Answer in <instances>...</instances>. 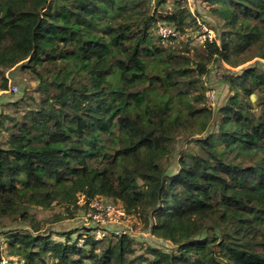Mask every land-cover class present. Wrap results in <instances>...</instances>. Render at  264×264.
<instances>
[{
	"label": "trees",
	"instance_id": "trees-1",
	"mask_svg": "<svg viewBox=\"0 0 264 264\" xmlns=\"http://www.w3.org/2000/svg\"><path fill=\"white\" fill-rule=\"evenodd\" d=\"M167 2L0 0V87L20 66L39 93L0 113V234L17 263L264 264V70L223 75L230 93L215 110L204 81L215 59H264V0H208L216 41L194 54L155 35L159 22L197 26L184 3L167 12ZM183 138L192 145L173 170ZM92 199L174 248L138 253L133 237L89 230L55 239L31 211L87 210ZM4 218L25 228L5 230Z\"/></svg>",
	"mask_w": 264,
	"mask_h": 264
},
{
	"label": "rangeland",
	"instance_id": "rangeland-1",
	"mask_svg": "<svg viewBox=\"0 0 264 264\" xmlns=\"http://www.w3.org/2000/svg\"><path fill=\"white\" fill-rule=\"evenodd\" d=\"M176 0H168L166 4H164L165 11L170 12V10L174 7ZM185 6L192 12L193 16L197 20V26L193 25L188 27L185 32H179V35L176 37L177 41H173V39H165L163 43L165 45H177L182 47L185 43L189 44L191 48V54H194L195 51L202 50V36L204 33L203 24L214 31V34L217 33V28L220 25V22L214 18L210 12L211 5H209L208 0H190L186 2H182ZM155 31V35H156ZM157 36V35H156ZM258 64L259 67L264 70V59L254 58L239 67H231L225 64L223 61L219 59H215L209 63V71L204 77L205 85L209 87L211 91H213L216 95V100L207 103L211 105L213 110L216 109L218 105L223 103L227 96L230 93L229 86L226 82H224L223 75L237 71L244 66H248L251 64ZM5 77L8 79V88L1 89L0 87V113L1 111L11 112L14 107L10 104L11 101L15 99H20L25 90L34 93V95L39 98V93L35 92V88L37 86V81L30 74L25 71H22L20 66L13 67L11 69H7L5 71ZM1 83V78H0ZM11 85H17V91H10L9 87ZM208 89V90H209ZM257 101V98H256ZM22 113H19L21 115ZM192 145V141L190 138L179 139L176 142L175 150L172 160V169H176V164L178 162L179 156L183 150L189 148ZM83 204V200L80 199V204ZM32 213L36 216V219L42 224V230L45 232H50L52 237L55 239L61 238V233L64 231H78L84 232V230L91 231L92 223L87 219V210L85 207H70L67 208L65 205L60 203H55L52 207L48 209H44L41 207H33L31 208ZM3 225L5 230L12 228H25V226L21 223V221H12L9 218L3 219ZM124 227L128 229H133L132 237L135 241V247L137 248L138 253H142L145 251L147 246L153 245L158 246L160 248L171 251L174 246L168 241L161 239L154 235L150 229L144 226L141 219H139L136 215H131L128 217V221L125 223ZM88 228V229H86ZM3 234H0V243L3 241ZM3 256H8V252L6 247L4 246ZM17 264H21L19 261Z\"/></svg>",
	"mask_w": 264,
	"mask_h": 264
},
{
	"label": "built area",
	"instance_id": "built-area-1",
	"mask_svg": "<svg viewBox=\"0 0 264 264\" xmlns=\"http://www.w3.org/2000/svg\"><path fill=\"white\" fill-rule=\"evenodd\" d=\"M180 2H186L190 0H176ZM204 33L202 36V42L206 41L213 42L216 41V34L212 29L207 28L203 24ZM156 33L163 39H169L171 37H177L179 35V31L173 25L168 23L159 22ZM10 91H17V85H11L9 87ZM212 90V89H211ZM210 89L207 91V100L208 102H212L216 100V95ZM131 214H128L119 204L114 203L112 201H105L103 199H92L89 202L87 209V219L93 224L90 234L95 238H104L107 236H122L128 235L132 237L133 229H128L124 227L125 223L128 221V217L130 218ZM88 234L84 233L83 238L80 239V243H83L84 237ZM4 246L6 247V243L3 240L1 242V260L0 264H17L16 259L13 256H3Z\"/></svg>",
	"mask_w": 264,
	"mask_h": 264
},
{
	"label": "water",
	"instance_id": "water-1",
	"mask_svg": "<svg viewBox=\"0 0 264 264\" xmlns=\"http://www.w3.org/2000/svg\"><path fill=\"white\" fill-rule=\"evenodd\" d=\"M257 98L256 94H252V99L255 101Z\"/></svg>",
	"mask_w": 264,
	"mask_h": 264
}]
</instances>
